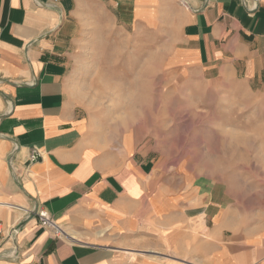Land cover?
Masks as SVG:
<instances>
[{
  "label": "crops",
  "instance_id": "crops-1",
  "mask_svg": "<svg viewBox=\"0 0 264 264\" xmlns=\"http://www.w3.org/2000/svg\"><path fill=\"white\" fill-rule=\"evenodd\" d=\"M95 4L151 38L189 93L264 112V0H0V264H264V187L254 215L246 180L225 200L202 191L75 95L79 16Z\"/></svg>",
  "mask_w": 264,
  "mask_h": 264
},
{
  "label": "rangeland",
  "instance_id": "rangeland-1",
  "mask_svg": "<svg viewBox=\"0 0 264 264\" xmlns=\"http://www.w3.org/2000/svg\"><path fill=\"white\" fill-rule=\"evenodd\" d=\"M79 21L68 76L90 116L117 142L129 134L148 142L155 157L181 163L202 191L212 189L223 200L230 181L241 186L246 180L250 198L239 204L254 215L263 202L264 112H227L226 98L215 91L189 93L192 81L160 71L161 50L148 47L151 38L98 4Z\"/></svg>",
  "mask_w": 264,
  "mask_h": 264
},
{
  "label": "built area",
  "instance_id": "built-area-1",
  "mask_svg": "<svg viewBox=\"0 0 264 264\" xmlns=\"http://www.w3.org/2000/svg\"><path fill=\"white\" fill-rule=\"evenodd\" d=\"M37 215L43 226L55 229L56 233L62 232V228L59 226V224L56 221L52 219V217L50 216L47 210L45 209L37 210Z\"/></svg>",
  "mask_w": 264,
  "mask_h": 264
}]
</instances>
